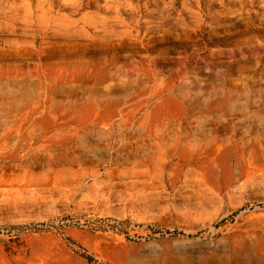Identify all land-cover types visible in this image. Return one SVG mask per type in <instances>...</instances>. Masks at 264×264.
Returning a JSON list of instances; mask_svg holds the SVG:
<instances>
[{
	"label": "rangeland",
	"instance_id": "obj_1",
	"mask_svg": "<svg viewBox=\"0 0 264 264\" xmlns=\"http://www.w3.org/2000/svg\"><path fill=\"white\" fill-rule=\"evenodd\" d=\"M0 264H264V0H0Z\"/></svg>",
	"mask_w": 264,
	"mask_h": 264
}]
</instances>
